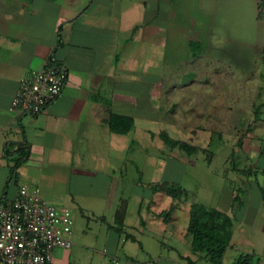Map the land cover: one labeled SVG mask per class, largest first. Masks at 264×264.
I'll list each match as a JSON object with an SVG mask.
<instances>
[{"label":"rangeland","instance_id":"1","mask_svg":"<svg viewBox=\"0 0 264 264\" xmlns=\"http://www.w3.org/2000/svg\"><path fill=\"white\" fill-rule=\"evenodd\" d=\"M135 21L140 25L135 30V128L115 142L119 153L130 152L109 201L115 207L120 201L127 204L126 221L135 227L127 231L143 248L127 241L115 256L118 264H187L182 258L195 259L186 232L191 204L232 218L223 264L245 254L264 264V208L258 189L264 188V175H241L231 168L232 158L239 168L249 162L246 168L264 166V0H135ZM150 21L161 27H146ZM216 101L229 105L230 119L224 109L217 111L219 120L213 118ZM174 142L195 149L181 150ZM101 145L107 149L113 143ZM109 158L88 161L97 165ZM155 183H166L174 195L154 193ZM93 198L94 216L65 206L72 212L79 241L72 240L73 250L82 263L97 259L104 247L105 224L96 215L105 200ZM103 213L109 220L113 215ZM167 216L169 223L163 220ZM61 252L55 249L53 255Z\"/></svg>","mask_w":264,"mask_h":264},{"label":"crops","instance_id":"2","mask_svg":"<svg viewBox=\"0 0 264 264\" xmlns=\"http://www.w3.org/2000/svg\"><path fill=\"white\" fill-rule=\"evenodd\" d=\"M135 22V0H0V200H14L20 186L28 185L48 203L92 216L93 197L105 200L96 215L105 224L103 252L82 263L73 243L53 255L52 264H118L115 256L127 241L143 248L127 231L135 230L126 221L127 204L109 201L130 152L119 153L115 142L135 128ZM151 22L145 26L161 27ZM49 56L67 69L61 95L36 116L13 115L9 108L20 78ZM211 109L229 110L230 119L227 103L216 101ZM110 115L127 116L133 126L126 134L113 133L106 123ZM108 141L113 145L105 149L101 142ZM108 154L109 161L103 160ZM93 156L103 159L93 165ZM105 211H112L110 220Z\"/></svg>","mask_w":264,"mask_h":264},{"label":"built area","instance_id":"3","mask_svg":"<svg viewBox=\"0 0 264 264\" xmlns=\"http://www.w3.org/2000/svg\"><path fill=\"white\" fill-rule=\"evenodd\" d=\"M66 78V67L49 56L40 69L20 78L9 111L38 115L61 95ZM72 233L71 210L43 200L37 187L22 185L14 200H0L2 264H52L55 249L72 247Z\"/></svg>","mask_w":264,"mask_h":264},{"label":"trees","instance_id":"4","mask_svg":"<svg viewBox=\"0 0 264 264\" xmlns=\"http://www.w3.org/2000/svg\"><path fill=\"white\" fill-rule=\"evenodd\" d=\"M215 113H218V109H215ZM219 120V119H218ZM255 122V121H254ZM108 128L111 132L116 134H126L131 127L133 126L132 119L127 116H115L110 115L106 121ZM254 128V125H250L248 127L246 135L250 134ZM221 136L223 133H219ZM163 138V136L161 135ZM166 140V138H164ZM174 147L177 145L181 150L184 148L187 150L189 147L186 143L178 142L172 143ZM238 147V144H237ZM195 148L192 147V150ZM187 150V151H192ZM19 154H24V152L19 151ZM26 159V154L21 156L16 161L14 168L20 166L23 161ZM249 164H245L243 168H239L238 162H236L233 158L231 160V168L237 171L241 175L253 173L256 177L258 174L264 175V166L261 169L256 168H246ZM250 163L249 166H251ZM13 168V169H14ZM153 192H158L163 190L165 194H172L171 188H168L166 183L157 184L152 188ZM262 206L264 208V188L258 187ZM237 200L234 198V201ZM172 209H170L171 211ZM160 216L163 214L160 213ZM170 216V215H169ZM167 216L164 218V221H168L170 217ZM232 226L233 220L227 214L213 209L207 208L199 204H191L189 208V219L187 223L186 232L190 236V251L191 254L196 258L191 259L189 257H184L182 259L187 261V264H196L197 262H201L203 264H223V256L226 252V249L230 245L231 237H232ZM254 255L245 254L239 255L233 264H256Z\"/></svg>","mask_w":264,"mask_h":264}]
</instances>
